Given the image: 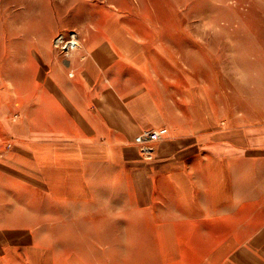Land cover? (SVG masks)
Returning a JSON list of instances; mask_svg holds the SVG:
<instances>
[{
  "label": "crops",
  "instance_id": "0c3cea01",
  "mask_svg": "<svg viewBox=\"0 0 264 264\" xmlns=\"http://www.w3.org/2000/svg\"><path fill=\"white\" fill-rule=\"evenodd\" d=\"M80 47L44 61L36 91L22 98L25 110L0 100V264H51L40 229L55 211L61 220L67 196L81 197L87 186L96 196L99 181L127 183L122 203L173 229V239L159 242L190 245L166 251L164 262L264 264L257 195L243 199L234 169L258 133L250 145L239 128L211 126L205 97L186 86L179 92L176 62L163 53L154 60L139 44ZM161 128L168 133L150 141ZM243 228L255 230L242 240Z\"/></svg>",
  "mask_w": 264,
  "mask_h": 264
},
{
  "label": "rangeland",
  "instance_id": "374dc122",
  "mask_svg": "<svg viewBox=\"0 0 264 264\" xmlns=\"http://www.w3.org/2000/svg\"><path fill=\"white\" fill-rule=\"evenodd\" d=\"M72 33L78 49L139 44L149 59L163 53L174 60L179 92L186 86L203 95L211 126L239 128L252 143L234 169L248 193L243 199L257 195L253 218L264 222V0H0V100L25 110L22 98L36 91L31 83L45 72L44 61L69 55L57 48V37L68 40ZM178 104L187 112L182 100ZM100 182L96 196L90 197V186L81 197L67 196L61 220L55 211L51 226L40 229L54 254L51 264H175L161 260L163 253L190 245L159 242L173 239V229L153 226L152 213L139 219L133 203L125 206L127 183ZM123 206L129 210L120 211ZM254 230L241 229L242 240Z\"/></svg>",
  "mask_w": 264,
  "mask_h": 264
},
{
  "label": "built area",
  "instance_id": "2783aa9c",
  "mask_svg": "<svg viewBox=\"0 0 264 264\" xmlns=\"http://www.w3.org/2000/svg\"><path fill=\"white\" fill-rule=\"evenodd\" d=\"M60 39L62 40V42L58 45V41ZM70 40H72V36H70V39H68V40H65L64 36L57 37V40H56L57 48L60 47L63 51H67L69 49H72V47L77 46L75 44H72V45L68 46L66 49L65 46L67 45V42ZM167 133H168L167 128H161L160 130L157 129V131H151L149 133V140L150 141H158L162 136L166 135ZM143 150H144V153H146L148 156H151V152H152L153 148L150 146H146V147L144 146Z\"/></svg>",
  "mask_w": 264,
  "mask_h": 264
},
{
  "label": "bare ground",
  "instance_id": "6f19581e",
  "mask_svg": "<svg viewBox=\"0 0 264 264\" xmlns=\"http://www.w3.org/2000/svg\"><path fill=\"white\" fill-rule=\"evenodd\" d=\"M71 36H72V40H70V41L67 42V45L65 46L66 49H67L68 46H70V45H72V44H75V45H78V46H79V41H78V36H77V34H76V33H72ZM61 42H62V40L60 39V40L58 41V45H59ZM67 51H68V50H67Z\"/></svg>",
  "mask_w": 264,
  "mask_h": 264
}]
</instances>
